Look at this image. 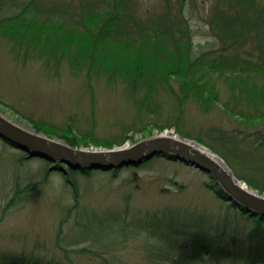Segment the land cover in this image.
Here are the masks:
<instances>
[{
	"label": "trees",
	"instance_id": "obj_1",
	"mask_svg": "<svg viewBox=\"0 0 264 264\" xmlns=\"http://www.w3.org/2000/svg\"><path fill=\"white\" fill-rule=\"evenodd\" d=\"M34 2L35 0L23 1L17 7L20 9L16 16L0 17V25L4 22H8L10 27L19 24L22 27L16 26L9 30L18 43H26L27 51L35 50L36 46L42 47V50L46 47L45 50L56 57L58 46L63 45L60 41L51 42L48 35L38 38L29 36L27 39L26 34L33 31L27 30V25L38 19L41 11L35 8L34 11L28 12L34 7ZM89 2V6H84L85 10H78L76 22L84 26L79 34H82L83 38H90L87 41L89 50L85 49L90 58L86 59L85 53L75 49L78 47L71 42L65 44L59 53L68 52L72 55V62L84 63L90 72L98 67V71L107 72L111 78L125 74L124 79H127L129 87L132 88V94L145 90L147 95H150L153 86L158 82L170 86V77L176 75L180 80L181 94L183 92L186 98L196 97L206 109L210 108L211 103L220 101L218 87L212 82V74L218 72L227 84L232 100L254 101L256 113L264 120V3L260 0H214L209 25L215 36L220 39L218 44L222 43V46L215 49L221 57L219 60L209 59L208 52L205 51L198 55L194 53L193 43L187 36L189 29L185 27L187 20L183 16V9L179 19H173L172 23L163 19L162 15L147 22V19H143L144 15L138 13L139 10L135 8L133 10L131 3L125 0H99L102 4L97 7L93 1ZM13 4L14 0H11L10 6ZM3 5L4 1L0 0V8ZM88 7H91L92 11H89ZM171 13L172 10L169 11V14ZM47 20L55 23L59 21L61 25L67 23L63 18ZM69 26L71 28L68 27L67 31H74L73 25ZM174 36L177 38L173 40ZM244 46L250 47L247 50L248 56H254L256 59L240 58L239 53L233 55L237 57L235 60L223 58V51H237ZM104 47L105 50L102 51ZM78 56L81 58H77ZM137 81H142L147 88H139ZM234 106L228 110L234 111ZM0 110L8 115L4 108L0 107ZM32 124L37 131H42L50 137L58 136L73 146L94 143L113 148L126 142L125 139L117 140L116 143L103 142L92 137L80 139L77 136L64 135L53 124H38L34 121ZM155 126L163 128L176 125L171 122ZM152 128L142 138L152 136ZM177 130L184 137L207 144L228 161L225 143L218 142L224 146L225 152L221 153L219 145L207 142L204 137L194 136L178 127ZM219 133L224 134L221 131ZM236 135L234 131L226 136L229 143L235 145ZM223 137H218L217 133V138L224 139ZM2 140L21 152L20 166L25 165L26 160L38 159L45 163L46 170L42 179L36 182L23 185L19 179L16 180L12 195L2 209L0 222L6 218L11 208L24 199L28 200L30 192L40 188L54 172L62 175L70 196L63 203L55 235L56 249L60 254L38 241L14 246L13 235L7 240L5 235L0 233V264H80L70 252L79 256L86 255L91 260H100L103 264H129L123 257V251L139 241H143L147 247L160 248L157 249L161 250L159 257L156 255L151 264H264V213L250 210L233 200L207 171H202L208 175V179L203 182L204 186L218 203L212 209L198 207L196 196L189 195L186 185L170 175L166 177V185L162 184L159 188L158 196L161 199L163 197V200L160 199L153 206L143 208L139 212L130 208L128 201L124 207L108 206L101 210L90 208L85 201V190L92 187L102 188L106 184L104 181L93 180L99 178V174L109 173L117 178L126 172L125 169L130 168L131 173L125 178L130 182L136 180L140 170L154 168L159 159L190 166L174 153L158 152L150 157H143L141 163L134 161L119 168L98 161L76 167L30 154L14 143ZM137 140L139 139L133 142ZM227 164L239 179H246L251 186L258 187L259 191L264 193V183L254 177L240 174L230 162Z\"/></svg>",
	"mask_w": 264,
	"mask_h": 264
},
{
	"label": "rangeland",
	"instance_id": "obj_2",
	"mask_svg": "<svg viewBox=\"0 0 264 264\" xmlns=\"http://www.w3.org/2000/svg\"><path fill=\"white\" fill-rule=\"evenodd\" d=\"M3 1L0 17L13 18L19 12L18 5L25 0H14L12 6L11 0ZM89 1L96 3V7L102 4L99 0H35L32 3L34 7L28 12L34 11L35 8L40 9V19L36 18L27 25V30H33L26 34L27 39L29 36L38 38L48 35L51 42L60 41L63 45L58 46L56 57L46 51V47L42 50V47L34 46L35 50L27 51L26 43H18L9 30L16 26L22 27L19 24L10 27L8 22H4L0 25V107L21 124H28L30 127L35 124H32L33 121L38 124L49 123L64 135L77 136L80 139L92 137L115 143L125 139V145L142 138L152 127V135L167 128L180 134L178 127L194 136L204 137L207 142L219 145L221 153L225 152L224 146L218 142L225 143L228 161L207 144L186 137L216 155L219 160L230 162L240 174L254 177L264 183V120L256 113L254 101L232 100L228 86L218 72L212 74V82L218 87L220 101L211 103L210 108L206 109L196 97L186 98L183 92L181 94L180 80L176 75L170 77V86L158 82L153 86L150 95H147L145 90L132 94V88L122 75L111 81L107 72H103L102 76L95 72V69L90 72L84 63L72 62V55L68 52L59 53L65 44L71 43L78 36L82 38L79 33L84 26H80L76 18L79 16L78 10H85L84 6H89ZM125 1L131 3L133 10H139L138 13L144 15L143 19H147V22L162 15L163 19L172 23L173 19H179L183 9V16L187 20L185 27L189 29L187 36L193 43L194 53L198 55L205 51L208 52L209 59H221L215 49L222 46V43L218 44L220 39L215 36L209 25L214 0ZM260 2L264 3V0ZM88 10L92 11V8L88 7ZM171 10L172 13L169 14ZM130 12L139 17L134 11ZM25 13L27 15V12ZM49 18H63L67 23L61 25L59 21L49 22ZM70 24L73 25L74 31H67ZM175 38L177 37L174 36L173 40ZM31 41L33 43V40ZM249 49L250 47L246 46L237 51L228 49L223 51L222 56L235 60L237 57L233 55L239 53L240 58L256 59L254 56H248ZM72 53L75 54L74 51ZM137 83L139 88H147L142 81ZM232 106L235 110L229 111ZM29 119L33 121L30 122ZM171 122L177 127L155 126ZM234 131L237 133L235 145L229 143L226 138ZM217 133L218 137L224 136V139L217 138ZM79 146L97 150L106 148L103 144L94 143ZM20 156L19 150L0 139V215L12 195L17 179L23 185L36 182L42 179L46 170L45 163L38 159L26 160V164L20 166ZM125 171L117 178L109 173L99 174V178H94L93 180L104 181L106 184L102 188L92 187L85 190L84 199L88 206L101 210L108 206L124 207L128 201L129 207L139 212L161 199L158 196L159 188L162 184L166 185L168 175L186 185L188 194L196 196L198 207L212 209L218 205L204 186L203 182L208 179V175L194 166L159 159L154 168L140 170L136 180L130 182L125 178L130 175L131 170L129 168ZM244 180L246 179L242 178L241 181ZM69 196L62 175L59 172L52 173L40 188L30 192L28 200L20 201L7 212L6 218L0 222V233L5 235L7 240L13 235L12 244L17 247L26 242L31 244L38 241L58 252L55 235L63 203ZM157 249L147 247L143 241H139L128 246L123 251V257L129 264H151L155 256L159 257L161 253V250ZM70 254L74 255V259L80 264H103L100 260H91L86 255L79 256L75 252Z\"/></svg>",
	"mask_w": 264,
	"mask_h": 264
},
{
	"label": "water",
	"instance_id": "obj_3",
	"mask_svg": "<svg viewBox=\"0 0 264 264\" xmlns=\"http://www.w3.org/2000/svg\"><path fill=\"white\" fill-rule=\"evenodd\" d=\"M0 137L30 154L76 167L93 161L111 166L123 165L130 163L134 157H150L158 152H171L180 160L208 171L233 199H237L248 209L264 213V194L245 188L229 170L211 159L207 151L181 136L159 135L138 141L127 148L91 151L72 146L58 137H50L28 124H21L0 110Z\"/></svg>",
	"mask_w": 264,
	"mask_h": 264
},
{
	"label": "bare ground",
	"instance_id": "obj_4",
	"mask_svg": "<svg viewBox=\"0 0 264 264\" xmlns=\"http://www.w3.org/2000/svg\"><path fill=\"white\" fill-rule=\"evenodd\" d=\"M90 39V38H89ZM89 39H84L83 37L82 38H80V37H76L75 39H74V41H72V43L75 45V46H77L83 53H85V56H86V59H89L90 58V55H88L87 53H86V51H85V49L86 50H89V46L87 47V41L89 40ZM93 41V40H92ZM93 43H95V42H93ZM92 43V45H94ZM68 46V45H67ZM102 51H104L105 50V47L104 48H102L101 49ZM77 58H81L80 56H78ZM97 69H98V67H97ZM96 69V70H97ZM97 73L98 74H100L101 76H102V74L103 73H101V71L99 70H97ZM123 74V73H122ZM125 76V74H123L122 75V77H124ZM109 78V80H114L113 78H111V77H108ZM202 148V147H201ZM203 149V148H202ZM204 150V149H203ZM207 153L208 154H210V158L211 159H213L214 161H216V162H218L221 166H223L225 169H227V170H229L234 176H235V178L239 181L238 183H240V184H242L245 188H248V189H250V190H252L253 192H256V193H259V194H264V193H261L260 191H259V189H258V187H256V186H254V185H250L249 184V182L247 181V180H244V182L243 181H241L242 179H239L236 175H235V173L233 172V170L232 169H230L231 167L228 165V164H226L227 162L225 161L224 162V160H219V158L217 157V156H215L214 154H212L211 152H209V151H207ZM134 159V161H136V162H142L143 161V156L142 157H134L133 158ZM133 159H132V161L130 162V163H134V161H133ZM130 163H128V164H123V165H117V164H114V167L115 168H119V166L120 167H122V166H124V165H129ZM192 166H194V167H198V166H196V165H193L192 164ZM230 167V168H229ZM215 178V177H214ZM216 179V178H215ZM217 180V179H216ZM218 181V180H217ZM221 185V184H220ZM222 186V185H221ZM224 189V188H223ZM226 191V190H225ZM227 192V191H226ZM228 193V192H227ZM229 194V193H228ZM230 195V194H229ZM232 198V197H231ZM233 199V198H232ZM233 200H235V201H237L238 203H240L237 199H233Z\"/></svg>",
	"mask_w": 264,
	"mask_h": 264
}]
</instances>
